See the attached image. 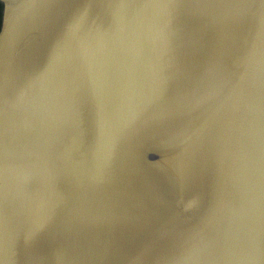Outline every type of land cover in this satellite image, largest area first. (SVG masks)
<instances>
[{
	"label": "water",
	"instance_id": "95a60500",
	"mask_svg": "<svg viewBox=\"0 0 264 264\" xmlns=\"http://www.w3.org/2000/svg\"><path fill=\"white\" fill-rule=\"evenodd\" d=\"M0 4V264H264V0Z\"/></svg>",
	"mask_w": 264,
	"mask_h": 264
},
{
	"label": "trees",
	"instance_id": "16d2710c",
	"mask_svg": "<svg viewBox=\"0 0 264 264\" xmlns=\"http://www.w3.org/2000/svg\"><path fill=\"white\" fill-rule=\"evenodd\" d=\"M2 16H3V6L0 4V30L2 25Z\"/></svg>",
	"mask_w": 264,
	"mask_h": 264
}]
</instances>
